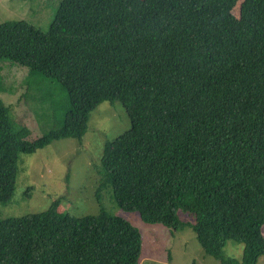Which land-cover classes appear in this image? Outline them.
I'll list each match as a JSON object with an SVG mask.
<instances>
[{
  "label": "trees",
  "instance_id": "1",
  "mask_svg": "<svg viewBox=\"0 0 264 264\" xmlns=\"http://www.w3.org/2000/svg\"><path fill=\"white\" fill-rule=\"evenodd\" d=\"M3 61L25 69L26 92L45 89L22 96L42 132L33 140L0 99L1 207L20 155L81 141L90 113L117 101L129 128L104 144L98 190L102 178L116 207L148 225L176 231L177 212L190 215L183 227L220 264L264 254V0H58L46 31L0 23ZM55 206L0 222V264H138L128 222ZM227 242L242 245L239 260Z\"/></svg>",
  "mask_w": 264,
  "mask_h": 264
},
{
  "label": "rangeland",
  "instance_id": "2",
  "mask_svg": "<svg viewBox=\"0 0 264 264\" xmlns=\"http://www.w3.org/2000/svg\"><path fill=\"white\" fill-rule=\"evenodd\" d=\"M57 3L58 0H0V23L25 21L46 31ZM236 8L232 10L235 15ZM25 76L23 67L3 61L0 86L8 88L13 85L15 93L7 96L4 90V94L0 93V99L8 108L13 129H26L29 135L27 140H33L42 132L34 117L36 109L32 110L33 106L22 98L30 93L21 86ZM44 89L34 90L41 93ZM34 90L29 94L32 97L37 93ZM46 122L53 120L46 117ZM128 128L129 119L121 104L117 101L102 102L90 113L81 141L61 139L31 155H20L15 191L10 203L5 207L0 206V222L8 217L43 212L55 202L56 211L64 217L93 216L102 208L138 230L141 238L138 264H220L202 251L190 228L183 227L182 223H192L190 215L177 212L179 224L176 231L160 225H148L141 222L136 213L116 207L110 197V189L102 178L98 190V171L104 144ZM29 187L31 190L26 195L29 196L25 198L23 192ZM97 198L100 199L99 203ZM260 233L264 238V226L260 228ZM223 252L227 257L239 260L242 245L227 242ZM256 264H264V254Z\"/></svg>",
  "mask_w": 264,
  "mask_h": 264
}]
</instances>
